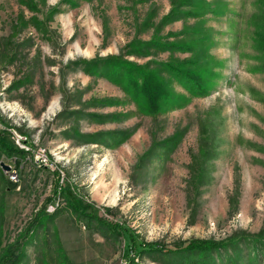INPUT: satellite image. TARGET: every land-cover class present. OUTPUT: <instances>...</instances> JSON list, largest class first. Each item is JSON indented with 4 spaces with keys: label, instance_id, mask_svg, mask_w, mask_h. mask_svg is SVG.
Here are the masks:
<instances>
[{
    "label": "rangeland",
    "instance_id": "obj_1",
    "mask_svg": "<svg viewBox=\"0 0 264 264\" xmlns=\"http://www.w3.org/2000/svg\"><path fill=\"white\" fill-rule=\"evenodd\" d=\"M36 1L38 13L17 0H0V138L15 150L0 149V162L13 164L14 155L21 166L14 189L0 168V253L23 242L21 264H124L123 235L115 224L165 249L194 239L264 236V45H255L251 24L264 0H92L75 8ZM177 3L182 12L155 34L170 45L160 51L151 44L139 52L148 56L125 58L144 65L195 57L188 64L204 69L203 95L158 68L171 98L146 114L120 85L67 68L77 58L118 54L134 38L151 40L154 28L138 29L144 17L152 11L159 23ZM56 5L60 9L47 18ZM193 7L196 17L185 13ZM32 15L45 21L46 33L45 26H19ZM89 112L116 117L98 123ZM133 127L111 147L82 142L76 134ZM17 136L46 148L52 168L36 167L14 146ZM172 136L173 147L166 139ZM152 145L157 149L148 161ZM211 149L217 156L203 162L201 152ZM56 167L63 183L57 184ZM70 194L80 205L72 207ZM94 209L97 216H88ZM47 215L50 220L43 219ZM239 247L240 263L249 264L250 248ZM136 254L134 264H161Z\"/></svg>",
    "mask_w": 264,
    "mask_h": 264
},
{
    "label": "trees",
    "instance_id": "obj_2",
    "mask_svg": "<svg viewBox=\"0 0 264 264\" xmlns=\"http://www.w3.org/2000/svg\"><path fill=\"white\" fill-rule=\"evenodd\" d=\"M21 5L26 6L30 11L38 13V3L36 0H17ZM80 1L92 2V0H60V4L68 5L71 8H75L79 5ZM257 3V0H255ZM258 4V3H257ZM261 9L257 11L253 15L252 23L254 26V43L255 45L259 42H262L264 45V2L260 3ZM182 5V4H181ZM204 8L208 7L206 2L202 3ZM256 5V4H255ZM258 6V5H257ZM195 8L190 9L191 11L185 12L186 14H190L188 16H198V12L195 11ZM60 9L59 5L53 6L49 8L47 18H52L53 14ZM180 4L177 3L176 6L171 8V10L161 17V21L159 23L153 22V12H149L147 16L144 17L142 24L138 26V29L145 30L147 28H154L153 38L151 40H141L139 38H134L131 40L118 54H110L105 56H95L93 58H77L73 61L67 63V68L72 69H80L84 71L88 75L104 77L121 86L123 91L130 96V99L135 103L136 106L143 113L152 114L158 110H160L163 106V99L168 100L170 97V93L166 95L164 93V88L162 84L159 82L161 71L160 69H164L162 71H167L170 75L176 79L182 86L192 94L197 96L203 95L202 88L206 87L208 82L206 81V77L204 75V69H198L194 67L190 68V64L196 62L195 57H191L190 59H183L179 62L167 63L153 61H146L144 65H136L134 62L125 58L128 55H140V56H148V51H145L142 54H139L141 50H144L146 46L152 44L151 47L159 49L161 51V46H169L170 43L166 41H162L159 37H155V34L163 27L165 21H172L175 16L181 13ZM196 14V15H195ZM218 14V13H217ZM23 20V19H22ZM202 23L201 21L195 22ZM20 27H26L28 24L32 25L37 31H42V27L45 26L47 32V27L45 25V21L39 19L37 15H32L29 17L28 21H24L23 23H18ZM190 30L189 33H192L194 28L187 27ZM44 30V28H43ZM192 30V31H191ZM169 34H173L169 33ZM194 34V32H193ZM136 44V46H133ZM133 46V47H132ZM187 48H191L188 47ZM172 50V49H171ZM264 50V48H263ZM188 51H190L188 49ZM263 60V59H262ZM190 63V64H188ZM184 65V66H183ZM154 66V67H153ZM153 67V68H152ZM160 68V69H158ZM263 69V68H262ZM260 71H264L260 70ZM160 73V74H159ZM94 102V101H93ZM102 102V101H101ZM100 103V102H99ZM92 105H94L92 103ZM102 106V105H101ZM89 117L95 122L98 123H106L108 121H112L116 115L115 113L108 114H98L94 112L87 113ZM135 128L133 127L129 132L128 131H118L119 133L114 134L112 131H97L93 134H80L76 133L80 141L85 143H100L102 145H106L111 147L113 145L119 144L122 142L123 138H127L129 134L133 133ZM116 132V131H115ZM168 143L172 142V147L177 143L175 137H168ZM153 147L147 151L146 160H150L152 156H154L157 147L152 145ZM167 149L164 145L161 147ZM0 149L6 153H14L15 150L12 146H10L6 141L0 138ZM201 151V150H200ZM16 153H22L16 151ZM203 156L202 161L207 162L216 157V153L214 149L206 150L204 153L201 152ZM16 166H19V163L16 161ZM1 168V167H0ZM4 182L6 186L10 189L16 188L18 182L10 181L7 177H5ZM57 184H59V180H57ZM70 194V199L68 202L71 203L72 207H75L74 203L80 205L79 199L76 197H72ZM73 198V200L71 199ZM52 204V203H49ZM93 209V208H92ZM83 213H85L83 211ZM40 213L35 215V219L30 223L29 230L36 224L37 216ZM97 216V209H94L91 214L88 216ZM50 220L51 217L48 215L43 217V219ZM40 224H37L39 226ZM113 228L117 229L119 235H123L124 240V250L127 258L125 259L124 264H134V256L137 255H147L151 257L154 261H158L161 264H241L244 259L242 257L239 243L243 242L250 248V253L247 256V262L249 264H262L264 260V236L262 234H258L255 237L243 238L240 234H235L230 236L225 240L214 241V240H190L187 243L181 242L177 243V245L173 249H165L163 244L157 242H143L137 240L136 234L129 228L123 227L119 224L113 225ZM262 237V238H261ZM3 252L0 253V264H21L26 259V252L24 249L23 242H15L7 247L3 248ZM231 250V251H229ZM132 257H131V256Z\"/></svg>",
    "mask_w": 264,
    "mask_h": 264
},
{
    "label": "built area",
    "instance_id": "obj_3",
    "mask_svg": "<svg viewBox=\"0 0 264 264\" xmlns=\"http://www.w3.org/2000/svg\"><path fill=\"white\" fill-rule=\"evenodd\" d=\"M13 140L14 146L19 150V151H26L25 153L27 155H30L31 162L38 168L40 167H51L53 166L52 160H50V157L48 156L46 148L42 146H37V147H32L26 138H22L21 136H17L16 138H11ZM13 162L11 164L8 162L9 165V170L6 171V175L10 181L13 182H18L19 181V166H16V156L12 155V157L9 159ZM55 168V165H54ZM58 171L60 172V177H59V183H63L64 181V173L62 169L59 167H56ZM52 207V206H51ZM53 208V207H52Z\"/></svg>",
    "mask_w": 264,
    "mask_h": 264
},
{
    "label": "water",
    "instance_id": "obj_4",
    "mask_svg": "<svg viewBox=\"0 0 264 264\" xmlns=\"http://www.w3.org/2000/svg\"><path fill=\"white\" fill-rule=\"evenodd\" d=\"M0 167H1L4 171L9 170V165H8V164H5L4 162H0Z\"/></svg>",
    "mask_w": 264,
    "mask_h": 264
},
{
    "label": "crops",
    "instance_id": "obj_5",
    "mask_svg": "<svg viewBox=\"0 0 264 264\" xmlns=\"http://www.w3.org/2000/svg\"><path fill=\"white\" fill-rule=\"evenodd\" d=\"M107 124V123H106Z\"/></svg>",
    "mask_w": 264,
    "mask_h": 264
}]
</instances>
